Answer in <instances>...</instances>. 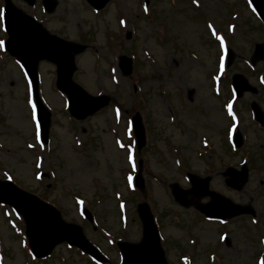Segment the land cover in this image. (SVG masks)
Wrapping results in <instances>:
<instances>
[{
  "label": "rangeland",
  "instance_id": "obj_1",
  "mask_svg": "<svg viewBox=\"0 0 264 264\" xmlns=\"http://www.w3.org/2000/svg\"><path fill=\"white\" fill-rule=\"evenodd\" d=\"M12 1L50 32L87 44L76 56L74 79L92 94H110L111 102L95 115L74 119L66 95L56 88V66L40 62V93L51 112L49 142L43 143L30 80L5 48L0 0V179L13 180L55 205L65 221L81 225L108 256L106 264L121 263L119 240H141L137 204L142 201L152 209L170 264H257L264 248V129L249 119L247 107L252 101L264 106V90L257 81L264 61L249 66L255 44L264 43V25L249 0H147V6L146 0H111L100 11L85 0H56L51 13L41 0L32 6ZM223 45L235 54L230 66ZM122 54L133 58L131 74L118 65ZM221 55L226 74L221 69L217 78L223 87L212 81ZM238 72L258 93L246 92L238 102L240 131L248 140L234 154L222 105L227 81ZM226 102L230 109L234 100L228 97ZM134 109L147 129L141 151L131 127ZM248 153L249 183L236 193L224 172L229 166L241 169ZM139 159L143 192L133 184ZM187 172L210 176L211 189L252 204L258 223L248 215L228 223L209 221L194 206H181L170 184L190 187ZM209 200L206 196L201 201ZM85 206L95 215L93 223L82 213ZM31 254L22 216L0 205V264H99L67 243L45 259Z\"/></svg>",
  "mask_w": 264,
  "mask_h": 264
},
{
  "label": "water",
  "instance_id": "obj_2",
  "mask_svg": "<svg viewBox=\"0 0 264 264\" xmlns=\"http://www.w3.org/2000/svg\"><path fill=\"white\" fill-rule=\"evenodd\" d=\"M27 1L33 3L35 0ZM88 1L95 7L102 8L109 0ZM252 1L264 18V0ZM44 4L48 11L52 12L57 2L44 0ZM6 26L9 32L7 48L22 61L32 79L44 140H47L48 137L50 114L43 106L38 93L37 71L40 60L48 59L57 64V86L68 93L71 101L70 110L77 118L85 117L108 102V96H91L72 79L76 68L75 55L82 52L86 48L85 45L69 42L57 35L50 34L41 23L18 10L9 0H7ZM256 58H264L262 45H257ZM121 67L125 73H130L132 71L131 59L122 56ZM241 79L237 76V80ZM134 120L138 146L141 148L145 144L144 126L139 115H136ZM237 140L239 144L240 138ZM226 174L231 175V179L227 180L231 186L241 188L247 181V169L243 171L228 169ZM191 179L194 184V188L191 190L181 189L177 184L172 185L173 194L180 203L189 205L191 202L187 200L186 196L190 193L198 196L210 195L212 197L211 203L207 205L196 204L209 216L231 218L243 212H250L249 208L235 205L219 193L210 191V178L199 180L196 176L191 175ZM136 184L140 188L144 187L141 170L136 177ZM0 202L9 203L23 213L27 222L30 245L36 255L45 256L58 243L68 241L103 260L95 247L87 241L80 226L65 222L57 208L17 188L12 182L0 181ZM139 213L144 223V237L139 244H121L125 253L124 264H168L160 246L158 232L147 203L139 205Z\"/></svg>",
  "mask_w": 264,
  "mask_h": 264
},
{
  "label": "flooded vegetation",
  "instance_id": "obj_3",
  "mask_svg": "<svg viewBox=\"0 0 264 264\" xmlns=\"http://www.w3.org/2000/svg\"><path fill=\"white\" fill-rule=\"evenodd\" d=\"M260 106H261V109L264 111V106L259 102ZM247 109H249V119L251 121H253L254 117H255V113H254V109L252 108V104H251V108L250 107H247ZM240 117V114L238 112H236V118H239Z\"/></svg>",
  "mask_w": 264,
  "mask_h": 264
}]
</instances>
